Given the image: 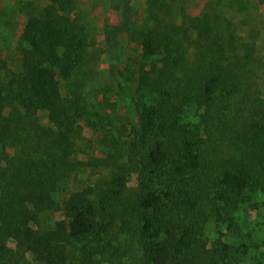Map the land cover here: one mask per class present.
Instances as JSON below:
<instances>
[{
    "label": "trees",
    "instance_id": "obj_1",
    "mask_svg": "<svg viewBox=\"0 0 264 264\" xmlns=\"http://www.w3.org/2000/svg\"><path fill=\"white\" fill-rule=\"evenodd\" d=\"M253 2L264 0H208L181 17L170 1L146 0L128 33L140 55L134 120L116 100L94 112L85 104L79 75L96 40L77 0L27 2L19 71L0 51V264H10L9 239L31 253L29 264H125L136 250L141 264H239L249 247L240 235L210 244L207 231L214 220L241 232L237 211L264 198V52ZM82 123L97 134L101 159L74 158ZM98 168L107 173L73 191L65 218L43 230L61 182Z\"/></svg>",
    "mask_w": 264,
    "mask_h": 264
},
{
    "label": "rangeland",
    "instance_id": "obj_2",
    "mask_svg": "<svg viewBox=\"0 0 264 264\" xmlns=\"http://www.w3.org/2000/svg\"><path fill=\"white\" fill-rule=\"evenodd\" d=\"M31 0H0V51L8 62V66L19 71L22 57L20 37L24 31L27 14L26 4ZM36 5L43 7L48 0H34ZM146 0H77V8L84 13L86 20L90 22L91 32L96 40L91 49L96 58L83 67V74L79 77L85 79V104L88 110L94 112L99 109V101L109 99L116 100L120 107V114L129 116L134 120V102L137 96V86L132 71L137 69L140 60L139 47L131 42L128 36L129 30L141 19ZM175 8L181 11V17L197 16L200 14L208 0H167ZM250 19L254 21L260 30L258 40L259 51L264 52V2H253L251 5ZM248 16V17H249ZM129 77V79H127ZM152 95L146 99L151 100ZM109 111V109H108ZM43 124L49 125V119L45 112H40ZM97 118L96 115H92ZM188 120H197L194 112H189ZM78 136V150L74 158L86 160L95 157L101 159L102 147L97 141V134L86 124L82 123ZM107 171L98 168L82 170L73 178L64 179L55 192L53 208L44 213L42 217V229L54 228L59 219L65 218L62 211L63 202L78 188L86 186L97 178L104 176ZM131 187L137 185L136 174L131 176ZM263 196L256 194L246 205L241 206L236 213V222L241 232L229 229L226 223L216 224L214 220L209 223L207 238L209 243L219 240L237 244L236 237L248 244L247 253H239V264H264V205ZM258 244V246H256ZM237 246V245H236ZM238 250H244L238 246ZM10 264H29L32 261L31 253L23 257L21 248L15 239L8 241ZM134 258L125 260V264H141L140 251L136 250ZM117 264V260L113 259ZM106 264V263H104Z\"/></svg>",
    "mask_w": 264,
    "mask_h": 264
}]
</instances>
